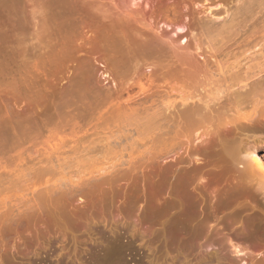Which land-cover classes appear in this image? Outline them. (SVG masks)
I'll use <instances>...</instances> for the list:
<instances>
[{"label":"rangeland","instance_id":"obj_1","mask_svg":"<svg viewBox=\"0 0 264 264\" xmlns=\"http://www.w3.org/2000/svg\"><path fill=\"white\" fill-rule=\"evenodd\" d=\"M239 1L0 0V118L15 102L40 104L69 75L89 81V66L94 80L106 70L114 77L107 90L110 80L126 85L120 102L135 97L149 68L187 74L198 57L180 44L189 30L173 36L176 26L225 16ZM92 45L99 50L88 56ZM160 108L153 133L132 149L121 120L109 124L120 139L112 162L98 150L89 157V139H104L106 129L78 135L85 141L50 161L53 170L34 154L37 135L0 147V264H264V179L238 158L245 145L264 149L263 128L221 131L201 144L178 134L173 146L170 109Z\"/></svg>","mask_w":264,"mask_h":264},{"label":"bare ground","instance_id":"obj_2","mask_svg":"<svg viewBox=\"0 0 264 264\" xmlns=\"http://www.w3.org/2000/svg\"><path fill=\"white\" fill-rule=\"evenodd\" d=\"M235 5L229 13L227 10L222 11L225 14L222 17L221 11L214 14L210 12L213 18L206 19L200 25L192 24L190 28L185 25L176 26L173 36L189 30L191 43H188V38H183L180 44L193 49L198 57L189 61V73L181 74L174 66L161 74L149 68L147 72L139 74L132 86V89H138L135 97L120 102L118 97L121 98L122 93H125L126 85L121 90L119 84L116 85L115 77L116 82L110 80L112 88L109 90L113 91L107 90L104 84L107 85L111 78L106 70L107 66L99 65L107 71L100 73V80H94L92 67L89 66V81L85 77L86 82L84 79L82 83L78 79L81 75H69L68 81L63 82L58 89L54 88L55 92L52 90L40 104L21 107L15 102L13 108L16 112L11 109L14 111L12 116L8 109L5 110L9 117L0 118V147L10 146L14 150L13 142L29 134L32 138L37 135V138L41 137V149L34 154L44 158L43 161L46 160L47 165L41 161L44 168L50 166L53 170L55 163L53 167L50 161H58L63 154L71 152L73 145L79 143L83 135L88 138L98 130L106 129L110 131L104 139L97 143L89 139V157L98 150V153L100 151L111 156L109 161L112 162L118 156L114 147L119 137L111 132L109 124L121 120V128L130 130L129 134L124 135V139L127 147L132 149L133 142L137 143L134 139L143 141L155 130L156 123L164 112L160 108L162 102L167 103L170 109L173 146L178 134L187 142L201 144L212 134L219 137L221 131L264 130V0H241ZM98 50V47L92 45L87 55L92 56ZM147 56L155 59L152 55ZM125 59H122V64L128 63ZM126 63L124 65L127 66ZM121 68L127 69L125 66ZM125 69L122 70L123 73L127 71L124 72ZM192 71L197 74L191 73ZM75 84L79 86L75 87ZM113 95H116L115 98ZM140 95H143V100L139 99ZM136 97L138 98L135 99ZM3 107L6 109L4 105ZM80 124L89 128V132L86 131L88 134L84 133L86 128H82L81 132ZM84 138L80 143L87 140ZM67 149L70 151H66ZM261 149L256 145H245L238 150V158L254 175L263 180L264 149ZM177 164V158L173 157L169 166L170 173H173ZM0 167L2 170L7 168L6 161L1 158ZM101 171L102 169L97 168L89 173Z\"/></svg>","mask_w":264,"mask_h":264}]
</instances>
